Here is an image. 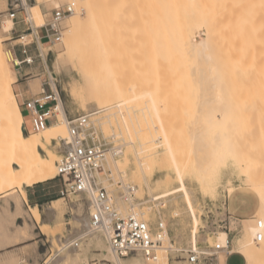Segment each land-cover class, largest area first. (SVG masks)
<instances>
[{
    "label": "rangeland",
    "instance_id": "rangeland-1",
    "mask_svg": "<svg viewBox=\"0 0 264 264\" xmlns=\"http://www.w3.org/2000/svg\"><path fill=\"white\" fill-rule=\"evenodd\" d=\"M10 1L12 2V5L8 6L7 0H0V12H7L10 9H12L13 6H16V10L18 12L17 20L19 21V24L23 27L24 31L15 33L14 28L17 27L16 24L15 26H13V30H11L10 32H4L1 29V27L4 21L8 19V17L3 18V20L0 21V40L3 41L4 50L10 51L13 54V57L16 58V53L19 54V51L22 49L21 42L23 41L24 44H28L27 45L28 49H31L33 52H35L38 55L37 45L35 42L37 41V39L34 35L27 36V38L22 41L18 40L21 37V35H26L31 32L29 29L30 24L26 20L25 7L22 3V0H10ZM56 1H58L59 4ZM153 1L152 0H98V3L100 5L99 13L102 14L103 17V18L101 17L102 18L101 20L99 19L101 23L98 24L96 19L91 21L84 18L87 12L85 0H28V2L32 6L33 13L36 16L38 15L40 16L41 23L45 22L46 24L51 19L53 10L56 7L62 6L63 4L68 2H75L76 11L83 16L81 18L82 24H80V26L77 27L78 29L75 28L77 30L75 32L72 31L73 33L68 32L67 30L68 28L65 27L66 22L65 23L63 22L64 32L61 41L55 43L43 41L44 45H42L43 47L42 50L46 55L45 57L47 58V64L49 65L48 66L49 68H44V64L41 58L36 59L34 66L37 67L39 66L40 68H32L31 73L24 76L25 79L24 81L28 82L27 89L31 91L33 96L39 94L42 91V88H44L47 91H53L54 89H52L51 83L54 82L59 91V95L63 100L66 113L69 117H71L79 113L90 114L93 113V111L99 112L102 110L97 106V104L94 101H89L86 103V105H83L84 102L80 98H75L69 93L68 89L70 88V85L73 83V81L76 82V80L78 81V79H80L79 81H81V77L78 73V69L81 68L84 70L86 69L90 70V68L91 69L94 68V70L92 69L91 73L96 75V73L98 72L97 71L98 68H105V69L107 68L106 70L109 72L107 73L105 70L104 72L101 73L100 76V78H102L101 80L102 85L110 84L112 82V77H113V75L111 74L116 72L115 74L117 75L119 69L120 71L123 70L121 72V75L124 74L123 79H125L126 81L122 80L123 82L122 84L124 85L128 84L126 86H129V84H131L129 87L126 86L124 87L128 90L130 95L134 96L135 94L136 96L138 94L139 97L137 96L138 97V98L136 97L137 99L136 98L132 99L129 102V106L127 104V107L126 105H122V109L124 111L122 112V114L119 113L120 115H118V117L116 118L114 117V119H112V122H107L105 124L99 125L97 122H91L90 120V125L94 126L98 130L101 138H104L107 142L111 143L114 146H119L118 148L122 149L123 151V154L122 153L119 154L120 156L118 154L115 156L117 159L120 158L119 169L113 164L112 160L110 161V166L108 162L107 164L105 162L106 169L105 172H103L104 174L102 173V175H103V179L106 178L107 181L102 183L108 188V190H110V192L112 193L115 199L119 197L123 201L121 204L124 206L123 207L124 209L122 208V210L120 211L121 214L124 215H126L125 213L128 214L127 211L128 208L130 207V205L128 204L137 203L140 206V209L137 204H136L137 206H135L136 209L141 211L144 210L146 211V219L148 220V222L154 225L160 219L164 220L171 232L170 235L173 241H175L176 244L179 246H185L193 242L195 239L196 242H198L197 240L204 239V234H202L200 228H202V226L205 225L209 226L213 224V222L215 221V215L217 214L216 212L218 207H220L222 210L228 207L231 213L232 210L233 211L236 210L235 209L236 203L235 200H233L235 196L231 198L229 195L230 186H234L236 188L235 191L237 193L240 194L248 193L251 196H253L256 199V201L257 198L254 195L255 193L253 194V192H251L246 187H244V185H242L243 173L241 170L237 168V165L233 160H230L223 167L222 176L219 180V183H217L218 188H216L213 194H211L212 192L210 191L208 192L207 190L203 189V187L199 184L198 178L191 171V168L189 166L190 164L187 163V160L189 158L188 155L190 154L191 156L192 149L194 148L192 147V149H190L193 144L191 145L192 141L190 142L189 139L190 138L189 127L193 125L194 120H197L194 118L198 117L196 115L197 113L196 110H198L199 105L200 106L204 105V107H208V105L210 106V104L214 101H212V98L210 99L209 96L207 98H205L206 96L205 97L202 96L205 95L204 91L208 87L207 88L204 87L205 88L204 89L203 87H199L195 85V80L193 81V75L191 69H188L190 70L191 74L189 73V79L188 80L186 79V77H188V73H187V68L185 66H188L187 64L189 63L187 64L185 63V65L181 63L183 66L182 65L178 66V68L175 67L177 65L175 66L174 65L171 66L172 64L170 65V63H174V61L176 62L175 64H178L179 63L177 62L179 61L178 54L179 53L183 54L182 52L183 50L182 51L179 50L180 52L179 51L175 52L177 46L174 45V43L176 44V41L178 40L177 45H179L180 44V43L178 44L179 39L175 40L174 38L175 40V42L173 40L174 43H172V40H170L171 42L170 44L167 43L170 45V47H172L170 48L168 45L171 52H167L170 54V55L167 54V56L168 55L170 56V58L167 59V62L168 60L169 61L172 60V62L171 61L170 63L168 62L169 68H167L166 66L168 65L166 61L165 64L162 57H160L164 53L166 54V52L162 54L161 50L163 52L164 50L162 49L164 48L163 45L169 41L170 39L169 37L171 36L172 33L168 32V35L170 34V36L167 37L168 41L166 40V36H167L166 33H165L166 36L165 35H164L165 37L163 36L165 40L164 39H162L164 41L160 40L159 37H161L162 35L159 36L158 34L161 33L157 31H159V29L162 27H159L158 26L159 23L157 24L153 21V19L155 20V18L152 14L153 13L152 9L155 8L154 10H157L156 7L152 8V6L155 5V4L152 5ZM248 1L250 2V0H247V2ZM258 1H262V0H258ZM245 2H246L245 0L244 1L242 0L241 3H238V6L239 4L240 6L242 4L241 8L242 9L244 8L243 10H238V7H236L238 12L235 13L236 14L235 19L237 18V20L235 19L234 20L237 21L238 23L234 21L235 22L234 25L240 24L237 25L236 28L234 27V32L236 33L237 32L241 33L240 31L241 29L240 30L238 29L240 27L241 28L243 27L245 29L244 26H246V29H250L251 26H253L252 24L254 22H251V20L248 19L250 18V16L247 18L246 15L247 14L249 15V13L251 14L252 12H253L252 15H255V13L256 15H258L259 11L257 10L260 9L261 11L262 9L261 7L262 5H261L260 7H258L259 9L258 8L256 9L257 12L255 11L254 8L253 11L250 10L249 12L248 8L254 7L255 5L254 2H256V0L251 1L250 3L248 2V4L250 5L253 2L252 7L250 5L249 7H247L248 4L247 2L246 3ZM260 3H258L256 6H259ZM243 4L246 6L247 9L245 8V6L243 7ZM245 10L246 13L244 14L241 13L244 12ZM239 11L241 15L239 14ZM100 14L99 16H101ZM237 14L240 15L242 20L244 19L243 21H245L246 19L247 21L249 20L248 21L249 24L248 22L245 23L243 21L242 22L244 24H241L242 23L240 22L241 20L239 21V19L241 18H239V16L236 17ZM70 15H68L67 18L65 19H69L71 17ZM252 15L251 17H253L254 20L258 19L256 20L258 22L257 24L258 26L261 22V17L259 19V18H255L256 15L255 16ZM161 20H163V22L164 21L167 22L166 19L165 20L161 19ZM94 21L97 24L93 23ZM152 22H154L157 26ZM250 22L252 23L251 26H249ZM262 22L263 25L262 23L261 25L264 27V20ZM159 25L162 26V24ZM261 25L259 27H261ZM247 26H249V28H247ZM257 26L256 28H258ZM166 27L165 29L167 30ZM252 28H253V33L249 32L252 31L251 29L246 31L244 29L242 30L241 33L242 37L243 34L248 33V36L245 35L246 41L249 40V37L251 38V41L255 40L254 37L257 36L259 37V34L257 33L258 31H256V34L258 35L254 34V31L256 30L254 29L255 26H253ZM165 29L162 31L163 32L166 31ZM262 29L260 28L259 31L261 33L260 32L259 33L260 35L263 34L264 36V31ZM243 31L245 33H243ZM157 35L159 36L158 38L160 41L158 40ZM251 35L253 37H251ZM238 37H234V38L239 39ZM242 37L241 39L244 40V38ZM258 37L257 40H259ZM241 39L237 40L238 41L237 47L240 48H236V46H234L235 47L234 49L236 52H238V50H241L239 52L243 53L244 47L242 46H245L244 43H246V41L243 42L244 44L243 45ZM249 41H247V43ZM259 41L261 43L262 39H260ZM263 41H264V37H263ZM158 42H161L162 44L159 45ZM255 42L253 41V44L256 45L257 42L256 43ZM237 44L233 43V45H237ZM247 46L248 45H246V47ZM249 46H250L249 48L252 47V45ZM262 47H264V45L260 47L258 46V48L256 47L254 48V50L260 49V51L263 50L264 53V49ZM169 48L166 49V45H165L166 50H168ZM256 50L254 52H256ZM60 51L62 52V57L58 60L57 54ZM252 52L248 51L247 54L246 53L245 54L248 55V53L251 54ZM186 54L188 55V56L185 55L188 60L186 58L184 59L185 56L183 57L182 55H180L182 61L186 62L187 60V62L191 63V58L188 52ZM252 54H254L255 57L258 55L262 56V52L261 54L258 53V55H255L256 53H252ZM246 55H244V57ZM250 56L252 58L253 55ZM255 57L252 58L253 61L255 60ZM258 57L256 58L257 61L260 60ZM248 59L250 60V57ZM244 61L246 62L245 59ZM250 61H251L250 64H252L253 63L252 60ZM247 62L249 65V61ZM255 62L256 61H254V63ZM263 62L264 60L261 61V64L257 62L259 63L257 64V67L254 65V63L253 65L255 67L253 65L251 66L249 65L248 67V65L246 64L248 69L245 70L248 71L247 73L249 74L250 72L249 68L251 69L253 67L254 72H256V69L257 70L263 69L264 68ZM262 65L263 67H260ZM171 67H175V68H171ZM9 68L11 69L12 73L16 76V79L13 82V88L16 93L18 105L20 109H22L20 106L22 98L19 95L20 91L18 90L17 87L18 84L17 74H18V70L20 69V66L16 64L14 62V59L12 58L9 61ZM113 68H116V70L114 71ZM253 68L251 69V72L253 71ZM110 69L113 70L114 72L112 73ZM214 69L217 70V68ZM219 69L220 68H218V71L221 70ZM227 69L228 68H224V70H222L223 73L224 72L227 73L228 72ZM239 69L240 70H238V72H241L242 73L241 75H238L239 74L238 72H236L235 75L234 71H236L237 68H232L233 72L231 71L232 72L231 74L234 73L233 75H235V77L238 75L237 76L238 79L239 76H241L240 78L242 79L241 81L239 79L240 82H237V79H233V76H231L230 73L228 74L227 77L228 79L225 78L226 76L225 77L223 76V78H225L224 80H226V82L225 81L224 82L227 83V87H229V89L227 88V90L230 91V94H233L232 92L235 84L230 85L228 84L229 82H231V84L234 82V80L238 84L244 81H245L244 83L247 82L246 84L242 83L243 84L242 91L245 94V96L244 94L240 95L241 93L239 92L241 91V88L239 90V85H238V90L237 89L235 90L234 97L236 96V93H239L241 97L240 96H238L240 98L235 97V99L238 98L236 99L237 102L233 101L232 99L226 100L225 98L224 104H226L225 106L228 107L227 108L228 112H226L227 114L226 113L224 114L225 116L221 118L219 122L222 121V123H220L221 126L223 125V127H226L228 130H230L232 136L231 143L234 149V151L231 154V158L232 159L235 158V160L240 159L241 163L243 164V167L255 165L256 171H258L261 174H264V83H263L264 76L263 74H261L262 73L260 72L261 70L259 71V73L263 77H260V74L256 75L257 72L255 73V75L257 76L255 79L259 83L258 87L262 86V89L261 87L258 89V87L255 88V86H251V84L256 85L257 83L256 80H254L256 83L253 80H250V79H254L253 78L254 72H252L251 75L249 74V76H252V78H248V80L250 82L251 81L254 82V84L253 82H251L250 84L251 87H249L247 85L249 84L248 83L249 81L246 80L247 78L245 79L246 71L244 70V68H243L244 71L242 70V68ZM105 74L108 76V78ZM248 74L247 77H249ZM221 75L223 74L221 73ZM232 79L233 81H230ZM119 81L121 83L120 79ZM124 82L127 83L125 84ZM224 82L222 84H224ZM222 84L220 83V89H222L223 86L225 85L224 84L222 86ZM245 85H247L249 88L245 89V87H247ZM136 87L139 88L140 95L137 92L138 91L137 89H136L137 91L135 90L137 94L134 93L135 92L134 89ZM200 88H203L204 90ZM210 89L213 88L209 87L208 91ZM217 89H219V87ZM248 89H254L253 91L255 95L252 94L251 96L250 95L251 92L247 91ZM255 89H257L256 90L257 92L255 91ZM259 90L262 91V94L260 93L261 91L259 92ZM200 93L202 95H200ZM226 95L230 96L228 94ZM247 95H249L248 99H247ZM255 96H257V98L258 96H261L258 98V100L260 99L262 103H259L260 101H258L257 98H254ZM231 97L233 98L232 95ZM252 97L254 98L255 101L254 102L252 101V103L248 102L250 98L251 100H253ZM262 97L263 99H261ZM148 98L152 100L154 99L153 101L156 102L155 109L152 111L151 117L146 116L145 113L146 106H148V100H150ZM241 98L245 102L243 101L238 102V100ZM57 117L58 119L55 118L53 120L52 122L53 125L55 123L61 124V120L59 119V116ZM60 129L62 131H60ZM24 132L26 134L36 133L29 126H27V129L24 128ZM150 133H151V137L156 139L158 144H155V154H153L152 157L148 158V156H145L146 159L144 157L145 169L147 176L150 179V184L152 186L154 184L155 185L157 184L156 183L157 179L163 178L167 174H169L172 177L171 184L167 191L169 194L165 197H160L161 194H163V192L165 191V189L159 188L151 192L146 187V185H144V187L141 188V184L139 183V181L133 177L132 173L130 174V171L133 172L138 166V162L135 157L136 154L134 151L141 148L140 143H142L146 135L149 136ZM59 134L64 136L65 134L64 127L59 128ZM164 134L169 136L170 143L172 144L173 147L171 148V150L175 151L173 152V155L178 160H180L179 167H176L173 163L172 158L168 156L169 151L165 148L166 143H163L165 140V138H163ZM130 141L133 142L131 143ZM133 143L135 147L133 146ZM57 144L59 145L57 146ZM60 144L62 145L60 146ZM133 147L134 149L135 148L136 149L134 150ZM50 148L57 155L55 158V162L57 164L63 153L67 150V147H65V145H63V142L60 141L59 138L57 137L53 139V143L50 146ZM165 150L167 151L165 152ZM43 153L45 155V152L42 151V154ZM124 153L128 154L130 158L129 161L130 163L125 162L123 156ZM167 153L168 155L166 156ZM226 168L228 171L226 170ZM178 170H181L183 173L184 181L185 184L187 185L189 196L192 201V206L194 208L195 211L194 213L196 214V216L193 213V217H192L190 204L187 201L184 192L180 190L181 181L177 177ZM119 171H124V172L126 171V173L127 172L129 173H127V176L122 179ZM54 178H55L54 180L57 181V183L63 186V179H61L60 177H54ZM228 179L230 182L228 181ZM129 187L131 189V190L129 189L130 192L129 190H127ZM131 187L133 188V190ZM152 193L153 195H155L156 198L157 197L159 198L156 200L152 199L151 198ZM87 196H88L87 193L74 194L64 198L63 196L60 195L59 202L52 203V205L50 206L49 205L46 206V213L48 215H51L50 214L51 210L54 209L53 206L56 207L57 210L59 211L56 210V214H57L56 219L53 220L52 224H49V228L45 232H43L45 235L40 237L41 245L39 246V249L41 252L46 253L44 259L41 260L40 264H116L110 256H107L105 247L101 246L100 244V241L102 240L104 242V245L109 246L102 232L94 231L93 232L94 234L90 233L85 238H82L80 240L81 238L80 236L84 233V230H86L84 226L85 225L84 222L85 220H90L89 217H90L91 208L89 204L91 203V198ZM88 200L90 203L88 202ZM256 218L261 219L262 216L258 215ZM47 219L49 220V217ZM199 219L201 220V222L199 221ZM34 220L35 219L33 218V211H31L28 207L24 205L23 197L20 191L17 190L14 192L11 191V193L7 194L6 196L1 195L0 196V248L21 240L28 239L32 235L29 233V230L34 227L36 222V220L35 222ZM253 221L254 223H256V220ZM194 224L196 225V227L194 226ZM246 225L247 223L242 222L239 219L232 222L230 230L234 238V246L236 245L238 239L240 240L246 239L247 237V233L245 232ZM197 226H199L198 227L199 231L196 229ZM195 229L197 232L195 231ZM13 231L14 234L12 233ZM37 231L42 232L41 228L37 229ZM77 240L79 241L75 245L73 246L67 245L69 244V241L74 242ZM209 240L213 241L212 239ZM30 243H32V241H27L25 243L15 246V247H19L18 249H20L22 256L16 257L15 259H13L14 261L11 263L3 260L0 255V264H17L20 263V261L22 262V260L24 259L26 260L27 255H30L33 250L32 245H29ZM4 251L6 250L5 249L2 250L1 253H3ZM160 254L162 255V252ZM129 256L123 257L125 258L123 264H129L130 261L128 258ZM50 258L51 261L49 263H46L45 261H47ZM167 260H168L167 255L165 256V254H163V258H161L159 264H168ZM144 261L146 263L148 262L153 263V261H148V260H144ZM239 262L240 260L237 258H233L231 260V264H239ZM171 264H178V263L173 262Z\"/></svg>",
    "mask_w": 264,
    "mask_h": 264
},
{
    "label": "bare ground",
    "instance_id": "bare-ground-1",
    "mask_svg": "<svg viewBox=\"0 0 264 264\" xmlns=\"http://www.w3.org/2000/svg\"><path fill=\"white\" fill-rule=\"evenodd\" d=\"M245 1L247 2V0H245ZM251 1H255V0H250V2ZM257 1L258 0H256V2H254L255 3L254 7H252L253 2L250 5V4H248V2H249L248 1L247 2L248 6L245 4L246 2L244 3L247 7H249V5L252 7V8H248L249 12H250V10L253 11V8L256 11V9L258 7H260L261 5H262L261 11L264 12V10H263L264 9V6H263L264 1L263 0H262L263 2L262 1L257 2ZM56 2H58V1H56ZM85 2H86L87 12H86V16L84 18L91 20V21L96 19L98 24L101 23L100 20L103 17H102V14L99 13L100 5L98 3V0H85ZM153 2H155V3H153ZM153 2H152V5L153 4H155V5L152 6V8L156 7L157 10H154L155 8L152 9V12H153L152 14H153L155 20L153 18L152 19L155 23L162 24V26H160L158 24V26L162 27V28H160L161 30L159 29V31H157V32L161 33L158 35L159 36L162 35V36L159 37L157 35V38L159 37L160 40H162V39L165 40L164 37L166 36L165 35V33H166L167 34L166 40L168 41L167 37L170 36V34L168 35V32L172 33L171 36L169 37L170 38L169 41L163 45L164 48H162V45H161V48L164 49L163 52L161 50V53L163 54L164 52H166V54L164 53L163 54L164 56L162 55L160 57H162L164 63L166 61V63L168 64L166 66H167V68H169V63H170V61L172 62V60H170V61L168 60L169 63L167 62V59L170 58V56H169L170 54L167 52H171L170 48H172L169 45L171 43L170 40H172V43H174L176 39H179V42H178V44L180 43L179 45H177L178 40L176 41V44L174 43V45L177 46V47L175 46L177 49H175L174 47L173 48L176 50L175 52H177L179 50L180 51L183 50L182 51L183 54H180L179 53L180 51L178 52L183 57L185 55H187L186 53L188 52V54L191 58V63L187 62L188 59L186 58V56L184 57V59L186 58L187 60H186V62H183L181 59V56L178 54L179 61H177V62H179L180 64L179 63L175 64L176 62L174 61V63H170V65L171 64H172L171 66L177 65L175 67L178 68V66L182 65L181 63H183V65H185V63L186 64L189 63V64H187L188 66H185L187 68V73H188V77H186V79L187 80L189 79L190 70H188V69H191V72L193 75V81L195 80V85H197L199 87H203V88L208 87L207 89L204 88L205 89V91H204L205 95L201 94L203 91L200 93V95H202L204 97L206 96L205 98H207L209 96L210 99L212 98V101H214L210 104V106L208 105V107H204V105H201V106L199 105L198 110H196V112H197L196 115L198 117H196L194 119H197V120H194L193 125H191L189 127V129H190L189 130V133H190L189 139H190V142L192 141L191 145L193 144L190 149H192V147L194 149H192L191 156H190V154L188 155L189 158L187 157L188 158L187 163L190 164L189 166L191 168V171L198 178L199 184L203 187V189L207 190L208 192L209 191L212 192L211 194H213V192L216 190V188H218L217 183H219V180L222 176L223 167L230 160H233L236 163L237 168L239 170H241L243 173V184L242 185H244V187H246L251 192L255 193V195L258 198V209H257L256 215L254 217V220H256V223L253 222V223L246 225V228H245L246 231L245 232L247 233V237L245 240L238 239L237 244H238V247L240 248V250L244 254L245 264H264V239L259 243L252 242V241H254V237H255L256 233L258 231H260V228L257 226V221L261 220L263 225H264V174H261L258 171H256L255 165L243 167V164L241 163L240 159L235 160V158H233V159L231 158V154L234 151V149L232 147V143H231V137L232 136H231L230 130H228L226 127H223V125L221 126L220 123H222V121L219 122V120L225 116L224 114L226 112H228V109H227L228 107L225 106L226 104H224L225 98H226V100L232 99L233 101L237 102L236 99L240 98L241 97L240 95L244 94L242 91V89H243L242 85L246 84L247 82L244 83L245 81L242 80V81H244V82H242L243 84L240 83L241 84L240 85L237 83V82H240L242 79V78H240L241 76H239L240 81L237 78L238 75L242 74L241 72H238V70H240L239 68H242V70H243V68H244V70L248 69L249 65L250 66L253 65L254 61H256L254 63V65L257 67V64H259V63L261 64V61L264 60V53H263L262 49H261L262 51H260V49H257L258 51L255 49L256 52H254L255 51L254 48H256V47L258 48V46L260 47V46L264 45V41H263L264 36H263V34L260 35L261 32L259 31L260 28L261 29L263 28L262 30L264 31V27L262 26L263 25L262 21L264 20V17H263L264 14H263V12L260 11L259 8H258L259 10H257V11H259V14L261 13L260 14L261 16L257 13L259 15V17H258V15H256V13H255V15H256L255 18L260 19V17H261V22L258 26H257L258 22L256 21L258 19L254 20L253 17H251L253 12L251 14L249 13V15L248 14L246 15L247 18L250 16V18H248V19H250L251 22H254L253 24L250 22V25H249V26H251V24H252L253 26H255L254 29H256V30L254 31V34L255 35L259 34V37L257 36L258 39L259 40L262 39V42L260 43V41L257 40V37H254L255 40L252 39L254 42L256 40L259 41V42L256 41L257 44L255 45V44H253V41H251L250 37H249L250 41L247 40V41H249L247 43L246 36H248V33L243 34V37H242L241 33H242V30L244 29L243 27L241 28L239 26L240 28H238L239 30L241 29L240 30L241 33L240 32L239 33L234 32V27L236 28L237 25H240V24H237V25H234V24H235V22L238 23L237 21H235V20H237V18L235 19V15H236L235 13H237L238 10L244 9V8L243 9L241 8L242 4H241V6H240V4L238 6V3H241L242 0L241 1L240 0L239 1H236V0H154ZM260 2H262V3H260ZM22 3L25 7L26 20L30 24V28H31L30 35H34L36 37V39L39 41V36H40L39 28L41 26H43L45 24V22L41 23L40 22V16L39 15L36 16L33 13L32 6L28 2V0H22ZM40 3H41V1H40ZM70 3L75 6V2H70ZM258 3H260L259 6H256ZM58 4H59V2H58ZM244 4H243V7L245 6ZM246 6H245V8H246ZM255 6H256V8H255ZM236 7H238V10ZM154 13H156V14H154ZM241 13H243V14L246 13V10L244 12H241ZM99 14L101 16H99ZM239 14H240V11H239ZM156 15H158V16H156ZM240 15L237 14L236 17L239 16V18H241ZM255 15H252V16H255ZM70 16L71 17L69 19L64 18L63 22L64 23L66 22L65 27L68 28L67 29L68 32L73 33L78 29L77 27L80 26V24H82L81 18L83 15H81L79 12H77L76 8H75L74 12ZM157 17H158V20H157ZM262 17H263V19H262ZM251 18L253 19V21ZM159 19L160 20L166 19L167 22H165V21L163 22V20L160 21ZM243 20H242V18L239 19L240 22H242ZM248 21L246 19L243 22L247 23ZM154 22H152V23L155 24ZM243 22L241 24H244ZM87 23H89V22H87ZM93 23H95V21ZM97 23H95V24H97ZM261 23H262V25H261ZM163 24H164V26H163ZM248 24H249V22H248ZM260 25H261V27H259ZM13 26H15L14 21L10 17H8V19L4 21L1 29L4 32H10L11 30H13ZM169 26H170V28H169ZM241 26H244V25H241ZM249 26H247V28H249ZM253 26H251V28H250L252 31H249V32L253 33V28H252ZM256 26L258 28H256ZM165 27L167 28L168 31L165 29ZM244 27H245V29H244L245 31L250 30V29H246V26H244ZM75 28H77V29H75ZM164 29L166 31L163 32L162 30H164ZM170 29H171V31H170ZM239 30H236V31H239ZM256 31H258L257 32L258 34H256ZM263 31H262V33H263ZM243 33H245V32L243 31ZM238 34H241V35H238ZM236 35H238L239 37ZM244 36H245V38H244ZM249 36H250V33H249ZM234 37H238L239 39H235ZM241 37L244 38V40H242ZM251 37H253V36L251 35ZM26 38H27L26 35H22L18 40L22 41V40H25ZM159 38H158V40H159ZM171 38H173V39H171ZM174 38H175V40H174ZM240 39L242 41V44L245 41L247 43V44L244 43L245 46H242L239 43L242 47H244V51H243L244 54L242 52H239L241 50L237 49L238 52H236L234 49L235 48L234 46H236V48H240V47H237L238 46L237 40H240ZM164 40H162V41H164ZM173 40H174V42H173ZM21 43H24V42L22 41ZM158 43H159V45L162 44L161 42H158ZM167 43H169V44H167ZM233 43H235L237 45H233ZM258 43H260V44H258ZM39 44H40L41 56L44 58V61H46L45 62L46 68H49L48 67L49 65L47 64V58L45 57L46 55H45L44 51L42 50L43 49L42 44L40 42H39ZM165 45H166V49L169 47L170 48L168 50H166ZM168 45H169V47H168ZM182 45H183V48H182ZM246 45H248V46L246 47ZM249 45H252V47L249 48L250 47ZM178 46H181V47H178ZM254 46H256V47H254ZM179 48H182V49H179ZM245 48H247V49H245ZM262 48L264 49V47H262ZM186 50H188V51H186ZM245 50H246V52H245ZM247 50L250 52L253 51L252 53H256L255 55H258V53L261 54V52H262V56L258 55L259 57L258 56L255 57L254 54H252V53L251 54L248 53V55H246L248 52ZM167 54H169V55L167 56ZM244 55L249 56L250 60H252L253 63L250 64L251 61L248 59L249 57L245 56L247 58L246 59L244 57ZM250 55H253L252 58L255 57L254 61ZM61 57H62V52L60 51L57 54V59L59 60ZM171 57H172V54H171ZM257 57L260 60L257 61L256 60ZM12 58L14 59V62L16 64H19L20 61H19L18 57L15 58V57H13V54L10 51H5L4 47H3V41L0 40V196L1 195L6 196L7 194H10L11 191L14 192L17 190V191L21 192L22 197L25 198V200H26V198H27V193L25 190L26 186H32L36 183L43 182V181H46V180H49V179L56 177L58 171H57V164L55 162V158L57 155L50 148V146L53 143V139L58 137L59 140L63 142V145H65V147H67V149H68V140L70 139V134H69V128H68V126H69L68 125V118L66 115L64 103H63L62 98L58 95L59 91H58L57 86L54 82H52L51 84L53 86V89L55 90V91L54 90L53 91L56 93L57 98H58V103H57L56 109L58 111V116H59V119L61 120V124L55 123L53 125V123H51L47 127H45L44 130L36 132V133L26 134L24 132L25 118L23 116V113H22L19 105H18L16 93H15L14 88H13V82L15 81L16 76L12 73L11 69L9 68V61ZM174 58H176V57H174ZM244 59L246 60V62L249 61V65H248V62L246 63L244 61ZM257 62H259V63H257ZM190 64H191V66H190ZM246 64L248 65V67L246 66ZM263 65L260 67H263ZM175 67H171V68H175ZM180 68H183V67H180ZM214 68H217V70ZM218 68L221 69V70L219 69L221 72L218 71ZM224 68H228L227 69L228 72L227 73L224 72L225 75L222 71V70H224ZM232 68H237V70L234 71L235 75H236V72L239 73V74L237 73L238 75L236 77H235V75H233L234 73L231 74L233 72ZM92 69L94 70V68H92ZM92 69L90 68L91 71L89 69H86V70L81 69V68L78 69V73L81 77V81H79L80 79H78V81L76 80V82L73 81V83L70 85V88L68 90L72 96H74L75 98H80L84 102L83 105H86V103L89 101H94L97 104V106L100 109H102L99 112L93 111V113H90L91 122H97L99 125H102V124H105L107 122H112V119H114V117L116 118V117H118V115H120L119 113L122 114V112L124 111L122 109V105H126V107H127V104H128V106H129V102L138 96L136 91L138 90L137 92L139 93V95H140V92H139V88L136 87L134 89V91L136 89L137 90L134 93H136L137 95L135 96V94H134V96H132L129 94L128 90L124 87V86L128 85V84H126L127 82H124L126 85L122 84L123 83L122 80L126 81L125 79H123L124 74L121 75V72L123 71L122 68H121L122 71H120V69H119L117 75L115 74L116 72L113 73L116 70V68H113L114 71L110 69V71L113 73V74H111V73L110 74L113 75V77H112V82L111 83L109 82L110 84H108V85H102V83H101L102 78H100L101 73L104 72L107 68L106 69L105 68H98V70L95 68L98 71L96 73V75L91 73ZM229 69H230V71H229ZM251 69L249 68V71H250L249 74L250 75L252 74V72H254V68H253L252 72H251ZM263 69H260L261 71L256 69V72H257L256 75L260 74L259 73V71H260V72H262L261 74H263V76H264V70ZM233 70H235V69H233ZM106 72L108 73L109 71L106 70ZM247 72L248 71H246L245 79L247 78L246 80L249 81L248 78H252V76H249V74ZM256 72H254V74H253L254 79H250V80H253V81L256 80L255 79L257 77L255 75ZM221 73L223 75H221ZM229 73L231 74V76H233V79H237V82L234 80V82L232 84H231V82L228 83L230 85L235 84L233 87V92H232L233 94H230V91L227 90V88L229 89V87H227V83H225L226 80H224L225 78L228 79L227 77H228ZM247 74L249 77H247ZM261 74H260V77H263ZM243 75H244V73H243ZM223 76L224 77L226 76V77L223 78ZM107 78H108V76H107ZM243 78H244V76H243ZM119 79L121 80V83H120ZM233 79L230 81H233ZM253 81H251V82H253ZM223 82L225 85L222 84ZM251 82L249 81L248 82L249 84H247L249 87H251V86H255V88L258 87L259 83L257 82V80H256L257 83L254 81L256 83V85H252ZM254 82H253V84H254ZM220 83L222 84V86L224 85L222 89H220ZM250 84H251V86H250ZM130 85L131 84H129V86ZM238 85H239V90L241 88L242 92L238 91L241 94L239 95V93H236L235 97H238V96H240V97L235 99L234 93H235L236 89L238 90ZM247 85H245V86H247ZM129 86H126V87H129ZM248 86L245 87V89L249 88ZM209 87H211L213 89H210L208 91ZM218 87H219V89H217ZM260 87L262 89V86H259L258 89ZM203 88H200V89H203ZM223 89H224V91H223ZM42 90H43V88H42ZM253 90L254 89H248L247 90V91L251 92V94H250L251 96H252V94H254ZM256 90L257 89H255V91ZM260 91L261 90H259V92ZM260 93L262 94V91ZM226 94H228L230 96H227ZM200 95H198V96H200ZM231 95L233 96V98L231 97ZM257 95H259V94H257ZM130 96H132V97H130ZM244 96H245V94H244ZM261 96H263V95H261ZM261 96H258V98ZM242 98L239 99L238 102L239 101L245 102L243 100L244 98L243 99ZM248 98H249V95H247V99ZM254 98H257V96H255ZM254 98H253V100H251V98H250V100L248 102H250V103H252V101L254 102L255 101ZM258 98H257V100H258ZM148 99H150V98H148ZM261 99H263V97ZM145 100H147V99H145ZM153 100L152 99L148 100V106H146L147 104L145 105L146 106V111H145L146 116L151 117L152 111L155 109L156 102ZM258 101H260V99ZM146 103H147V101H146ZM256 103H258V102H256ZM259 103H262V101H260ZM102 112H104V113H102ZM61 127L65 128L64 136L59 134V128H61ZM60 131H62V130L60 129ZM163 138H165V140L163 142V143H166L165 148L169 151V155L167 153L166 156L167 155L170 156L173 160L174 165L176 167H179V165H180L179 161L180 160H178L173 155V152H175V151L171 150V148H173V147H172V144L170 143L169 136L164 134ZM140 144H141V148L135 150L136 148L134 149L135 146L133 143V146H134L133 149L135 150L134 152L136 154L135 157H136V160L138 162V166L136 167V169L133 172L130 171V174L132 173L133 177L139 181V183L141 184V188L144 187V185H146V187L151 192L153 190H156L159 188L165 189L163 194H161V196H160V197H165L169 194L167 191H168V188L171 184L172 177L169 174H167L163 178L157 179L156 180L157 184L156 185L154 184L155 186L154 185L152 186L150 184V179L147 176L146 169H145V162H144V160L146 159L145 156H148V158H149V157H152L153 154H155V144H158V142L156 139L151 137V133H150L149 136L146 135V137L144 138V140ZM58 145L59 144H57V146ZM61 145L62 144H60V146ZM117 147H119V146H117ZM167 150H165V152ZM42 151L45 152V155H44V153L42 154ZM59 153H57V154H59ZM121 153L123 154V151H122V149H119L118 152H116V155L117 154L119 155ZM114 155L115 154H113V153L109 154L107 156V162L110 166V161L112 160L113 164L119 169V163H120L119 159L120 158L117 159ZM123 156H124L125 162L128 163L130 161L128 154L124 153ZM144 157H145V159H144ZM227 168H226V170H227ZM119 172H120V176L122 179L127 176V173H129V172L126 173V171L125 172L119 171ZM97 176L99 177V181H101V182L107 181L106 178L103 179V175L101 172H98ZM177 177L181 181L180 190H182L184 192V194L186 195L187 201L190 204V208L192 211V217H193V213L195 211H194V208L192 206V201L190 199L189 192L187 189V185L185 184L184 176H183V173L181 170H178ZM228 181H229V179H228ZM129 189H130V187H129ZM129 189H127V190H129ZM130 190H129V192H130ZM132 190H133V188H132ZM235 190H236V188L234 186H230L229 193L232 194ZM207 191H204V192H207ZM95 192H96L95 186H89L86 190L81 192V193H87V195L91 198V203L89 202V200H88V202L90 203L89 205H90V208L92 210L94 209ZM216 192H218V191H216ZM151 195H152L151 198L154 200L159 198V197L156 198L155 195H153V193ZM128 196H130V195H128ZM130 197H132V196H130ZM59 201H60V198L55 200L53 203H57ZM122 202L123 201L119 197H117V208L119 211H121L122 208L124 207L121 204ZM131 202H133V201H131ZM159 203H160V201H159ZM136 204L135 203L128 204V205H130V207L128 208V211H127L128 214L136 215V216L148 221L146 219V211L145 210L144 211L137 210L135 206H137L138 204L137 205ZM53 208L55 210H57L56 207L53 206ZM139 209H140V206H139ZM146 209H147V207H146ZM30 210L33 211V218L36 220L37 223H39L42 232H45L49 228V224L41 221V213H40L38 207L37 206L31 207ZM57 211H59V210H57ZM125 214H127V213H125ZM258 215H261L262 218L261 219L256 218ZM195 216H196V214H195ZM195 218H193V219H195ZM199 221L201 222L200 219H199ZM193 222H194V220H193ZM84 223H85L84 226H85L86 230H84V233L80 236L81 237L80 240L82 238H85L90 233H93L94 231H96L92 227L91 220H85ZM196 224H198V223H196ZM194 226L196 227L195 224H194ZM198 227L199 226H197V228H196L197 230H198ZM196 229H195V231H196ZM261 230L264 231V226L262 227ZM99 232L103 233L104 238L108 242L109 246H106V245H104V242L102 240L100 241L101 246L105 247L107 256H110L116 264H123L125 258L120 257L115 252V250L112 248V246L110 244V240H109L108 231L103 228V229L99 230ZM193 236H194V234H193ZM196 236H197V234H196ZM226 238H227V233L225 231H222L219 233L218 239L222 243L226 242ZM78 241L79 240L74 241V242L69 241V244H67V245L73 246ZM192 243L196 244L197 243L196 239ZM67 245H65V246H67ZM61 249H63V248H61ZM163 254H165V253H162V255L160 254L159 259L157 261H153V263H151V262L146 263L144 261L146 259L143 258L141 255L133 254V255H130L128 257L130 260L129 264H154V263L159 264V262L161 261V258H163ZM165 256H166V254H165ZM51 258L45 262L49 263L51 261ZM218 264H225V257L223 254L219 256Z\"/></svg>",
    "mask_w": 264,
    "mask_h": 264
},
{
    "label": "built area",
    "instance_id": "built-area-1",
    "mask_svg": "<svg viewBox=\"0 0 264 264\" xmlns=\"http://www.w3.org/2000/svg\"><path fill=\"white\" fill-rule=\"evenodd\" d=\"M74 10L75 6L70 2L56 7L51 19L39 28L44 30L42 39L54 43L61 41L64 32L63 20ZM17 13L16 6L7 12H0V21L6 17L17 20ZM27 45L22 43L21 52L25 58L20 60L19 66L23 63L31 64L35 60ZM57 103L56 93L44 88L39 94L25 99L22 102V112L26 118L24 128L29 126L35 132L44 130L55 118L58 119ZM67 118L70 134L68 149L57 162L56 177L63 179L60 195L64 198L80 194L89 186L96 187L94 209H90L92 227L96 231L103 228L108 231L110 244L120 257L136 254L148 261H157L162 252L167 255L168 264H215L218 263L220 255L231 252L234 248V238L230 227L232 222L238 219L228 207L224 210L218 207L213 224L200 228L204 239L185 246H179L173 241L164 220L160 219L152 225L136 215L121 214L116 205L117 199L97 176L98 172L105 171L107 156L111 153L116 156L120 148L101 138L98 130L90 125V114L79 113L71 117L67 115ZM262 225V221L258 220L260 231L254 237L256 243L264 239ZM222 231L227 233L225 243L218 239Z\"/></svg>",
    "mask_w": 264,
    "mask_h": 264
},
{
    "label": "crops",
    "instance_id": "crops-1",
    "mask_svg": "<svg viewBox=\"0 0 264 264\" xmlns=\"http://www.w3.org/2000/svg\"><path fill=\"white\" fill-rule=\"evenodd\" d=\"M8 6L12 5V2L10 0H7ZM18 15V13H17ZM18 18V17H17ZM17 24V27L14 28V32L15 33H19L20 31H24L23 27L19 24V21L14 20V25ZM30 31L31 28L29 27ZM39 41H35L36 45H37V50H38V54L39 56L33 52L31 49H29V53L32 57L35 58V60L33 61V63L28 64V63H23L22 66H20V69L18 70V74H17V80H18V90L20 91L19 95L22 98V101L20 103V106L22 108V102L27 99L32 97V93L29 89H27V85L28 82L24 81V76L28 75L29 73H31V69L32 68H40L39 66H34L36 59H38V57H40L43 61L44 64V68H46L45 65V61L44 58L41 56L40 53V44L39 42L44 45L45 41L44 39H42V36L44 35V30L43 29H39ZM26 36H30L26 34ZM16 57H18L19 61L23 60L25 58V55L21 52V50L19 51V54L16 53ZM53 89V86H52ZM23 110V108L21 109ZM23 113V112H22ZM23 116L25 118V115L23 113ZM26 120V118H25ZM55 178L43 181V182H39L36 183L32 186H26L25 190L27 193V198L25 200V198H23V203L26 207H28L29 209L31 207H35L37 206L40 213H41V221L47 224H52V221L56 219V210H51V215H48L46 213V206L47 205H52V203L59 199L60 196V190L62 189V185H60L59 183H57V181L54 180ZM238 189V188H237ZM254 194V193H253ZM230 197L232 198L233 196H235V198L233 200H235L236 203V207H235V211L232 210V213L234 214V216L236 218H238L239 220H241L242 222H245L247 224L253 223L254 221V215H256L257 209H258V198L257 201L256 199L251 196L250 194H240L237 193L236 191H234L232 194H229ZM20 217V216H19ZM49 217V220L47 219ZM48 220V221H46ZM35 222V220H34ZM37 229L39 228V224H37L35 222V225L32 229L29 230V233L32 234L28 239L26 240H21L6 246H3L2 248H0V255L2 257L3 260L11 263L13 262L16 257H21V251L20 249H18L19 247H15L19 244L25 243L27 241H32V243H30L29 245H32L33 250L32 253L30 255H27L26 260H22V262L20 261V263L17 264H40L41 260L44 259V256L46 253H43L40 251L39 246L41 245L40 240H41V236H44L45 234L41 231H37ZM14 234V231L12 232ZM37 245V246H36ZM26 246V245H25ZM236 246V247H235ZM234 246V248L231 250V252L229 254L224 255L225 257V264H231V260L233 258H237L240 260L239 264H245V257L243 252L240 250V248L238 247V244L236 243V245ZM6 250L3 253H1L2 250ZM218 264V263H215Z\"/></svg>",
    "mask_w": 264,
    "mask_h": 264
},
{
    "label": "snow or ice",
    "instance_id": "snow-or-ice-1",
    "mask_svg": "<svg viewBox=\"0 0 264 264\" xmlns=\"http://www.w3.org/2000/svg\"><path fill=\"white\" fill-rule=\"evenodd\" d=\"M262 226H264V225H262Z\"/></svg>",
    "mask_w": 264,
    "mask_h": 264
}]
</instances>
